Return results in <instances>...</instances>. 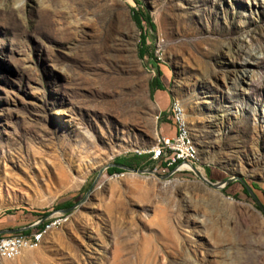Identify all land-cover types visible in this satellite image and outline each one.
Returning a JSON list of instances; mask_svg holds the SVG:
<instances>
[{"label":"rangeland","instance_id":"374dc122","mask_svg":"<svg viewBox=\"0 0 264 264\" xmlns=\"http://www.w3.org/2000/svg\"><path fill=\"white\" fill-rule=\"evenodd\" d=\"M175 103L196 171L264 190V0H0V227L51 221L0 264H264V215L236 181L151 159L97 177L171 135Z\"/></svg>","mask_w":264,"mask_h":264},{"label":"built area","instance_id":"2783aa9c","mask_svg":"<svg viewBox=\"0 0 264 264\" xmlns=\"http://www.w3.org/2000/svg\"><path fill=\"white\" fill-rule=\"evenodd\" d=\"M170 112V122L175 133L172 136L162 135L163 145L161 149L148 155V159L159 161L160 165L158 167L161 171L172 167L175 171H188L193 164L183 152L181 132L176 128V118L178 116L175 115V111L170 110ZM42 222H44V225L41 229L34 230L31 229L34 226H29L20 232L0 234V240L9 238V247H0V262L14 260L25 250L35 249L34 238L45 229V224L51 221L43 220Z\"/></svg>","mask_w":264,"mask_h":264},{"label":"trees","instance_id":"16d2710c","mask_svg":"<svg viewBox=\"0 0 264 264\" xmlns=\"http://www.w3.org/2000/svg\"><path fill=\"white\" fill-rule=\"evenodd\" d=\"M132 19L134 21V23L136 24V26L140 29H142V22L146 23L147 26L149 27V29L153 28V23L150 21V18L147 14H141L138 11L133 10L132 11ZM146 31H143V33L140 36V46H139V50H138V55L139 57L143 58L146 53H147V47H146ZM150 59L152 58V55H149ZM153 64V63H152ZM156 68V74L154 76V78L152 79L151 83H150V88L151 90L155 91V90H160V89H164V86L162 84L161 81V72L160 70ZM146 159H148V155L145 154H137V153H132L130 155H125V156H119L116 157L113 160V163L116 164H121V165H125V166H129V167H134V168H139L142 164V162H144ZM173 168V167H172ZM123 169L117 167V166H111L108 167L106 169V172L108 174H113V173H119L122 172ZM236 183L240 184L241 186V192L243 195L247 196L248 198H251L250 195L248 194L247 190L245 189V187L238 181H236ZM233 183L229 184L227 187H230L231 185H233ZM250 188L252 189V191L254 192V194L261 199V196L259 195L258 192H260V194L263 196L264 195V190L258 188V185L256 183H251ZM227 188H224L222 191L225 192ZM235 196H238L237 193H235ZM263 203L264 206V202L261 200V204ZM73 205L72 200H65L62 202H57L54 204V208L56 209H63V208H68L70 206ZM257 207V206H256ZM7 212H12V211H7ZM35 216H42L41 213H32ZM44 225V222H41L39 224H37L36 226H34L31 229H41Z\"/></svg>","mask_w":264,"mask_h":264},{"label":"water","instance_id":"95a60500","mask_svg":"<svg viewBox=\"0 0 264 264\" xmlns=\"http://www.w3.org/2000/svg\"><path fill=\"white\" fill-rule=\"evenodd\" d=\"M111 166H117L123 170L126 171H132L134 173H147L150 172L147 169H138V168H134V167H129V166H125V165H121V164H116V163H108L107 165H105L102 169L99 170L97 177L101 175V173L103 172L104 169H107L108 167ZM174 170V169H173ZM188 171H192L201 181H203L206 185L210 186L211 188L217 189V190H221L222 188H224L225 186H227L229 183H232L234 181H238L240 182L245 189L247 190L248 194L250 195V197L254 200V202L256 203L257 208L259 209V211H261L264 215V206L261 204V202L259 201L258 197L254 194V192L252 191V189L250 188V186L245 182L244 179H242L241 177H235V176H231V177H227L225 179H223L222 181H218V182H211L210 180H208L207 178H205L204 176H202L198 171H196L193 166H190V168L188 169ZM96 177V178H97ZM95 178V180H96ZM95 180L93 181V183L91 184V186L89 187V189L87 190L86 193H88L91 189L92 186L95 182ZM77 204V203H76ZM76 204H73L72 206L68 207V208H63V209H59V211L63 212V213H67L69 212L71 209H73ZM44 219V217L39 218L36 222L29 224L27 226H23V227H16V228H9V229H2L0 230V234H6V233H16V232H20L23 231L25 228L29 227V226H35L38 223L42 222Z\"/></svg>","mask_w":264,"mask_h":264},{"label":"bare ground","instance_id":"6f19581e","mask_svg":"<svg viewBox=\"0 0 264 264\" xmlns=\"http://www.w3.org/2000/svg\"><path fill=\"white\" fill-rule=\"evenodd\" d=\"M172 110L175 111V115L178 116L176 118V128L179 129V131L181 132L183 152L193 164L194 161L196 160V149L190 139L189 132L184 121L183 111L181 107L176 103L172 105ZM162 145H163V138L162 135L160 134L156 142L152 146H150L149 149H147V151L145 152L148 153V155L156 153L158 152L159 149H161ZM49 226H50L49 224H45V229L38 236L34 238L35 248L40 244L43 237V233L45 232L46 229L49 228ZM0 247H9V238H2L0 240Z\"/></svg>","mask_w":264,"mask_h":264},{"label":"crops","instance_id":"0c3cea01","mask_svg":"<svg viewBox=\"0 0 264 264\" xmlns=\"http://www.w3.org/2000/svg\"><path fill=\"white\" fill-rule=\"evenodd\" d=\"M164 120H168V121H170L168 118H166V119H164ZM168 127L171 128V129H173V133H172L171 135L166 134V133L164 132L165 124H162V126L160 127V134H161V135H169V136L174 135L175 130H174V127H172V124H171V123L168 124ZM16 227H17V226H9V227H8V226L3 225V226L0 227V230H2V229H9V228H16Z\"/></svg>","mask_w":264,"mask_h":264}]
</instances>
